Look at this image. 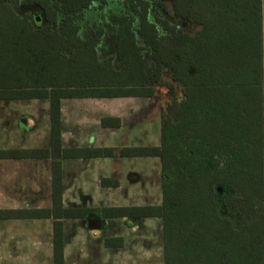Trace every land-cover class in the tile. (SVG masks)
Wrapping results in <instances>:
<instances>
[{
	"label": "trees",
	"instance_id": "1",
	"mask_svg": "<svg viewBox=\"0 0 264 264\" xmlns=\"http://www.w3.org/2000/svg\"><path fill=\"white\" fill-rule=\"evenodd\" d=\"M108 1L25 0L43 12L34 20L0 0V101L51 104V149L0 151L12 158L56 160L52 209L21 216L55 220L54 264H65L63 221L89 217L161 218L164 264H264L263 0H158V7L150 0H127V13L112 32L119 70L113 57L99 58L110 33L100 29L83 38L73 20L93 3ZM170 5L174 20L199 31L184 34L166 20L150 22V13L162 8L169 14ZM60 15L61 30L55 28ZM139 37L151 47L148 55ZM147 56L154 60L153 72L147 71ZM155 86L166 88L171 99L161 109L160 146L63 149V99L155 98ZM103 124L119 126L120 119ZM116 155L161 160L162 204L65 208L59 159ZM115 243L121 247L123 239L106 241Z\"/></svg>",
	"mask_w": 264,
	"mask_h": 264
},
{
	"label": "crops",
	"instance_id": "2",
	"mask_svg": "<svg viewBox=\"0 0 264 264\" xmlns=\"http://www.w3.org/2000/svg\"><path fill=\"white\" fill-rule=\"evenodd\" d=\"M121 62V61H120ZM263 64H264V0H263ZM116 69L119 62L114 60ZM153 98L117 97V98H67L61 102L62 147L67 149H115L140 148L137 143L143 135V122L138 118L143 105ZM140 104V105H139ZM139 105V106H138ZM120 119L119 126H104L103 121ZM113 123V122H112ZM115 123V122H114ZM156 124V122H155ZM154 124V125H155ZM33 119L27 120V128H35ZM152 129V126H150ZM51 132V119L49 123ZM44 149V148H43ZM38 147L0 148V151L43 150ZM45 149H51V145ZM143 157H81L61 158L63 205L68 206V195L77 192L88 195L92 192L104 194L118 191L124 182L118 175V167L126 160ZM154 158V157H151ZM157 158V157H155ZM53 158H20L18 156H0V264H54V219L32 218L21 216V212L50 210L53 207ZM134 183L139 179L136 173L131 174ZM104 181H106L104 183ZM90 199V197H86ZM73 209H103L106 207L75 206ZM17 212L20 216L8 215ZM87 219H71L63 221L65 264L68 256L66 234L69 226H78L81 243L88 252L79 257L75 246L71 257L77 258L74 264H81L83 259H91L94 255L115 253L119 263L121 251L125 247L106 245L101 231H91ZM77 220L75 225L69 222ZM128 222V219H123ZM135 231L138 223H131ZM76 238L75 240H77ZM103 238V239H102ZM117 238H120L117 237ZM114 237V239H117ZM70 242V240H69ZM78 246V244H77ZM75 251V252H74ZM83 252V251H82ZM74 259V260H75ZM76 261V260H75Z\"/></svg>",
	"mask_w": 264,
	"mask_h": 264
},
{
	"label": "rangeland",
	"instance_id": "3",
	"mask_svg": "<svg viewBox=\"0 0 264 264\" xmlns=\"http://www.w3.org/2000/svg\"><path fill=\"white\" fill-rule=\"evenodd\" d=\"M25 0H9L10 6L20 16L31 14L33 19L43 17V12L34 4H24ZM127 0H109L102 5L99 2L93 3L89 8L80 11L73 16L74 24L79 27L80 35L88 38L94 32L103 29L110 33V36L102 39L98 48L99 58L104 61L113 57L116 58L115 35L112 34L114 28L118 26L119 19L127 13ZM156 6L158 0H150ZM158 7V6H156ZM172 6H169V14L164 13L162 8H157V12L150 13L151 23H157L156 18L166 20L170 25L175 26L180 33L194 35L199 31L198 26H190L183 21L174 20L171 17ZM140 16V15H139ZM136 17L135 29L140 23V17ZM64 15H60L55 28L61 30L64 25ZM159 26V25H158ZM114 27V28H113ZM113 28V29H112ZM161 33L163 29L159 26ZM140 47L143 54L148 55L150 46H145L139 37ZM147 71L153 72L155 65L151 56L145 57ZM165 80L170 81L168 71L164 73ZM157 96L140 110L138 118L143 122V135L139 136L138 145L141 147H157L161 144V109L171 102L168 90L164 87L156 88ZM140 105V104H139ZM138 105V106H139ZM51 104L49 100H7L0 101V148L13 147H38L45 149L51 145V132L49 131ZM31 118L35 121V128H27V120ZM156 122V124H155ZM155 124V125H154ZM152 126V129H150ZM118 175L124 184L118 191L102 194L92 192L83 195L79 192L68 195V206H93V207H152L162 204V168L159 158L143 157L133 160H126L118 167ZM136 173L139 179L132 182L131 174ZM90 197V199H86ZM138 223V228L133 231L131 223ZM77 220L69 222L75 225ZM104 239L114 237H125V247L121 251L119 263H116L115 253L94 255L91 259H83L81 264H164V233L163 221L161 218H130L128 222L123 219H105L104 228L101 231ZM78 226H69L66 234L68 256L66 264H74L78 259L74 258L72 249L74 246L79 249V257L86 256L88 252L82 250V245ZM78 238L77 240H75ZM102 238V239H103ZM70 240V242H69ZM78 244V246H77ZM83 251V252H82ZM75 252V251H74ZM74 256L73 258L71 257ZM76 261H75V260Z\"/></svg>",
	"mask_w": 264,
	"mask_h": 264
},
{
	"label": "water",
	"instance_id": "4",
	"mask_svg": "<svg viewBox=\"0 0 264 264\" xmlns=\"http://www.w3.org/2000/svg\"><path fill=\"white\" fill-rule=\"evenodd\" d=\"M88 225L91 231H100L102 228V220L98 218L90 219Z\"/></svg>",
	"mask_w": 264,
	"mask_h": 264
}]
</instances>
